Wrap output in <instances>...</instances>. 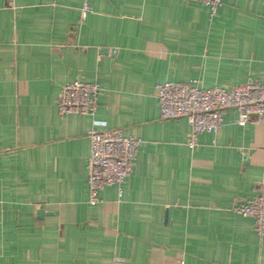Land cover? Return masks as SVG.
Instances as JSON below:
<instances>
[{
	"label": "crops",
	"instance_id": "0c3cea01",
	"mask_svg": "<svg viewBox=\"0 0 264 264\" xmlns=\"http://www.w3.org/2000/svg\"><path fill=\"white\" fill-rule=\"evenodd\" d=\"M0 0V264H264V235L233 211L264 186V122L189 147L157 85L264 82V0ZM97 119L141 140L131 176L90 203L92 119L61 116L75 80ZM247 158V159H246ZM44 211V215L39 214Z\"/></svg>",
	"mask_w": 264,
	"mask_h": 264
},
{
	"label": "built area",
	"instance_id": "2783aa9c",
	"mask_svg": "<svg viewBox=\"0 0 264 264\" xmlns=\"http://www.w3.org/2000/svg\"><path fill=\"white\" fill-rule=\"evenodd\" d=\"M85 1L84 17L88 12V0ZM199 1L210 9L211 16L222 6V0ZM101 91L99 84L79 79L64 86L58 101L61 116L79 115L92 119L91 151L87 158L91 205L99 202V193L106 187H120L131 176L141 145V140L125 136L120 129H109L107 122L97 119ZM157 96L162 120H188L192 128L191 149L197 146L200 134H213L222 128L228 109L238 112L240 126L264 122V82L260 81H249L231 91L205 89L195 83L165 82L157 85ZM233 211L252 218L256 232L264 235V186L248 202L235 205Z\"/></svg>",
	"mask_w": 264,
	"mask_h": 264
},
{
	"label": "water",
	"instance_id": "95a60500",
	"mask_svg": "<svg viewBox=\"0 0 264 264\" xmlns=\"http://www.w3.org/2000/svg\"><path fill=\"white\" fill-rule=\"evenodd\" d=\"M246 159H247V158H246ZM39 214H40L41 216H43L45 213H44V211H40Z\"/></svg>",
	"mask_w": 264,
	"mask_h": 264
}]
</instances>
